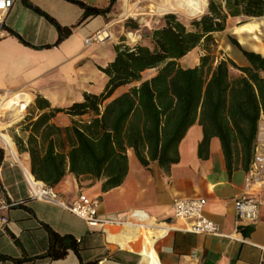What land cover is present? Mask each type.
Instances as JSON below:
<instances>
[{
  "label": "crops",
  "instance_id": "obj_1",
  "mask_svg": "<svg viewBox=\"0 0 264 264\" xmlns=\"http://www.w3.org/2000/svg\"><path fill=\"white\" fill-rule=\"evenodd\" d=\"M78 1L99 9L109 6V0ZM124 2L116 0L106 14L89 16L79 23L83 8L70 0H14L0 21V94L11 99L0 112V148L3 149L0 196L22 201L0 211V217L7 218L0 230V264H83L88 261H96V264H264V208L259 207L252 222L238 220L234 209V201L242 196H264V182L247 183L246 172L241 169L228 175L217 137L209 140L207 158H199L198 145L203 134L198 120L179 142V161L168 171L156 162L143 167L129 149L127 174L118 187L102 193L98 182L67 172L53 188L65 203H70L80 193L96 198L97 217L120 223L90 227L59 205L30 197L26 178L34 177L30 172L29 155L17 151L12 136L17 134L25 141L29 130H22L26 122L21 123V120L27 116L33 121L48 110L36 108L37 97L46 100L49 108L63 109L81 101L84 93L102 91L106 76L99 67L113 60L114 45L121 42L111 30L114 20L110 17L126 5ZM149 12L156 16L175 13L157 4L150 6ZM124 14L133 18L144 15L134 4ZM47 16L71 29L58 45H54L56 27ZM248 19L252 21L234 26L230 34L238 36L242 47L249 44L247 50L264 55V33L256 32L264 17ZM101 30L108 33L106 40L87 43ZM135 32L131 31L133 38H137ZM217 34L221 32L213 33L219 54L216 58H229L239 66L248 65L239 50L229 41L218 40ZM249 38L254 42L249 43ZM192 53L195 59L189 67L198 64L201 51L194 48L179 60L181 67H188L181 61ZM231 70L236 75L239 73ZM146 72L151 73L143 78L154 74L150 69L142 76ZM126 88L119 87L112 96ZM11 103H16L12 111L8 108ZM17 111L18 117L14 119ZM80 119L86 120L87 116L58 112L49 123L66 128L73 120ZM177 197L205 199L204 216L230 237L178 229L182 224L175 219L172 209V201ZM46 226L60 235L74 237L80 245V256L72 250L59 259L44 256L49 244Z\"/></svg>",
  "mask_w": 264,
  "mask_h": 264
},
{
  "label": "trees",
  "instance_id": "obj_2",
  "mask_svg": "<svg viewBox=\"0 0 264 264\" xmlns=\"http://www.w3.org/2000/svg\"><path fill=\"white\" fill-rule=\"evenodd\" d=\"M70 1L83 8L80 23L89 16L106 14L116 0H109L104 9ZM229 17H264V0H207L206 10L188 20L166 13L144 43L114 45L113 60L99 67L106 76L101 92L84 93L81 101L63 109L49 108L46 100L37 97L36 108L48 110L33 121L27 116L21 120L26 122L22 130H29L25 141L17 134L12 136L17 151L28 153L34 179L54 188L69 172L98 182L104 193L125 179L129 149L143 167L156 162L168 171L179 161L177 146L196 120L203 134L199 158H207L209 140L217 137L227 174L238 169L247 172L259 123L264 120V55L243 48L229 36L248 65L216 58L213 33L224 31ZM47 18L56 27L54 45H58L71 29ZM194 48L201 51L198 64L181 67L179 60ZM150 69L154 74L143 78L142 73ZM231 69L239 73L233 75ZM123 86L126 90L113 97ZM58 112L86 115L87 119L59 128L49 123ZM2 158L0 148V162ZM46 228L49 244L44 256L59 259L68 250L80 256L74 237Z\"/></svg>",
  "mask_w": 264,
  "mask_h": 264
},
{
  "label": "built area",
  "instance_id": "obj_3",
  "mask_svg": "<svg viewBox=\"0 0 264 264\" xmlns=\"http://www.w3.org/2000/svg\"><path fill=\"white\" fill-rule=\"evenodd\" d=\"M13 2L14 0H0V21L11 8ZM106 34V30L98 31L87 40V43L90 40L98 42L104 41L109 37L106 36ZM10 100V98H6L4 95L0 94V112L6 108V104ZM15 105L16 103H11L8 108L11 109ZM261 122L258 127L253 159L245 176L247 183L264 182V124H261ZM26 181L31 198L59 205L85 221L90 227L120 223L116 220L99 219L97 217V199L85 193H80L73 201L65 203L59 198L53 188L45 185L43 182L37 181L31 177H27ZM20 203H22V201H14L0 196V211L7 210ZM205 204V199L198 197L174 198L172 201L173 216L182 224L178 229L199 235L230 237L229 235L223 234L220 227L215 222L204 216ZM259 207L264 208V196L256 197L247 195L234 201L235 214L238 220L254 221ZM6 223L7 218L5 216L0 217V230H3Z\"/></svg>",
  "mask_w": 264,
  "mask_h": 264
},
{
  "label": "rangeland",
  "instance_id": "obj_4",
  "mask_svg": "<svg viewBox=\"0 0 264 264\" xmlns=\"http://www.w3.org/2000/svg\"><path fill=\"white\" fill-rule=\"evenodd\" d=\"M157 0H125L123 4H126L125 6L123 5L119 11H117L114 15H111L110 19L114 20L111 26L112 32L116 33L117 35V40L122 41L123 43H127L126 45H133L136 43H144L146 39V35H148L152 29L155 27L159 26L161 23V20L163 16L166 14H162L161 16H156L150 13V6L155 5ZM136 5L137 8L141 9V12H143L142 17H132V16H125V11L129 8L131 5ZM206 10V9H205ZM171 13V12H169ZM175 14L183 20H188L190 18H194L193 16H189L186 12H175ZM183 15V16H182ZM262 18V17H261ZM245 21H252V19L248 18H243V17H229L227 19L226 23V28L224 31L221 32V34H217L216 38L219 40H224V41H229L228 37L231 36L232 34V28L241 22ZM262 24L260 25L258 31L260 33H264V19H261ZM135 25L136 29H133L132 26ZM151 26V27H150ZM128 31V32H127ZM131 31L135 32L137 35V38H133L131 36ZM126 32H127V37H126ZM241 37L244 36V34L240 35ZM237 41H238V36L237 35H232ZM123 39V40H122ZM130 39V40H129ZM249 43H253L254 40L252 38L248 39ZM217 44V43H216ZM234 49L235 46L232 45ZM244 48H249L250 45H243ZM217 52V49H216ZM215 52V55L218 56L219 54ZM195 59V54L192 53L182 59L181 63L183 66H191V62ZM151 72H146L143 77H146L150 74ZM231 74L236 75V72L231 70Z\"/></svg>",
  "mask_w": 264,
  "mask_h": 264
},
{
  "label": "bare ground",
  "instance_id": "obj_5",
  "mask_svg": "<svg viewBox=\"0 0 264 264\" xmlns=\"http://www.w3.org/2000/svg\"><path fill=\"white\" fill-rule=\"evenodd\" d=\"M157 1H156L157 6L163 9H167L173 12H180V13L184 11L189 16H193V17H197L201 15L205 11L207 5V0H157ZM106 36H109L108 33L106 34ZM17 117H18V111L15 113V115H13L14 119ZM3 138H5V140H7L11 144L10 139L7 135H4Z\"/></svg>",
  "mask_w": 264,
  "mask_h": 264
}]
</instances>
